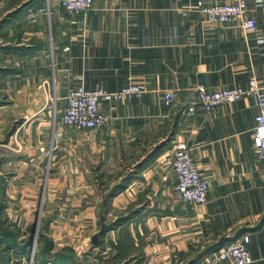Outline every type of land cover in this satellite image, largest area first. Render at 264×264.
<instances>
[{
  "label": "crops",
  "instance_id": "obj_1",
  "mask_svg": "<svg viewBox=\"0 0 264 264\" xmlns=\"http://www.w3.org/2000/svg\"><path fill=\"white\" fill-rule=\"evenodd\" d=\"M197 1L93 0L86 13L68 15L59 0H0V174L9 171L0 221L15 233L0 234V264H58L30 258L37 216L48 220L37 234L52 237L51 252L69 248L96 264H209L210 253L243 235L248 264H264L257 101L209 113L195 101L199 89L245 86L252 75L264 87V0H248L257 23L250 32L238 20L209 22ZM133 82L147 91L103 101L101 128L57 122L70 89ZM166 90L174 91L169 107ZM176 147L191 152L208 180L205 203H185L174 189ZM102 228L89 246L84 234ZM71 261L63 264H78Z\"/></svg>",
  "mask_w": 264,
  "mask_h": 264
},
{
  "label": "built area",
  "instance_id": "obj_2",
  "mask_svg": "<svg viewBox=\"0 0 264 264\" xmlns=\"http://www.w3.org/2000/svg\"><path fill=\"white\" fill-rule=\"evenodd\" d=\"M93 0H59L60 8L68 15L84 14L92 6ZM248 0H228L205 4L197 1L196 9L212 23H228L238 20L247 32L254 31L257 27L256 20L247 15ZM146 86L140 82L129 83L117 90L103 88L86 89L76 86L68 91L65 96V104L59 111L57 122L64 127L79 130L101 128L106 117L101 110L103 101H120L139 96L146 92ZM255 97L257 101V113L254 116L252 133V152L254 157L264 167V87L255 76H250L245 86H233L227 88L206 91L199 89L195 95V101L199 109L209 113L216 107L238 101L245 97ZM174 99V91L164 92V104L170 106ZM58 111H54V120ZM170 165L175 175L174 189L179 193L180 199L189 204L199 205L205 203L209 192V183L197 167L191 152L183 147H176L170 157ZM248 235H243L240 241L222 246L208 255L209 264L225 262L227 264H248L251 261L247 248ZM36 240L32 249H35Z\"/></svg>",
  "mask_w": 264,
  "mask_h": 264
},
{
  "label": "rangeland",
  "instance_id": "obj_3",
  "mask_svg": "<svg viewBox=\"0 0 264 264\" xmlns=\"http://www.w3.org/2000/svg\"><path fill=\"white\" fill-rule=\"evenodd\" d=\"M140 83H143V82H140ZM129 84V83H128ZM144 84V83H143ZM145 85V84H144ZM51 98V100H50V104H51V109H53V111H57L58 110V103H57V99H56V97L55 96H52V97H50ZM8 175H9V171H8V169H2V171H1V174H0V180H1V182H0V191H1V189H2V187H3V189H4V186H5V182L7 181V178H8ZM2 208V207H1ZM47 221L48 220H46L45 221V219H43V218H40V216H37L36 218H34V220L32 221V226L30 227V230L33 232V234L31 235L32 236V241H31V243L29 244L30 245V250H29V252H30V258H31V260L35 263L36 261H38L39 262V260H41V254H43L45 251H46V244H47V241L46 240H51L52 241V237L50 236V235H45V237L46 238H44V239H42V242H41V244H38L37 243V236H38V234H37V231L39 230V229H41V228H43V226H45L46 227V223H47ZM69 221V222H68ZM77 221V220H76ZM68 222V223H67ZM72 223L73 224V219H63V223H67V224H69V223ZM86 222H87V219H78V225L81 227L82 225H86ZM76 223V224H77ZM76 227H78L77 225H75ZM106 227H111V224H107L106 225ZM84 236H86L87 237V241H86V243L87 244H89V246H90V244H91V238L90 237H88L89 235L88 234H84ZM35 240H36V243L38 244V245H36V247H35V249H32V247H33V245H34V242H35ZM53 243V242H52ZM85 243V244H86ZM29 252L27 253V254H29ZM81 255H86V258H87V256H91V254L90 255H88V254H86V253H80ZM96 257L98 258H100V255L99 254H96ZM101 260V259H100ZM66 262H68V259L66 260Z\"/></svg>",
  "mask_w": 264,
  "mask_h": 264
},
{
  "label": "trees",
  "instance_id": "obj_4",
  "mask_svg": "<svg viewBox=\"0 0 264 264\" xmlns=\"http://www.w3.org/2000/svg\"><path fill=\"white\" fill-rule=\"evenodd\" d=\"M2 206H3V201L0 200V208ZM44 238H46L45 234L38 233L37 242L39 244H41L42 239H44ZM46 241H47L46 248H45L46 251L43 254H41V257H42L41 259H49L52 262L58 263V264H60V263L63 264L68 259V260H73V262L71 261L72 263L76 262V263L80 264L79 261L77 260V258L73 255V254H75L73 250H71L69 248H64L60 251H54V252L52 251L51 252L52 247H53V243L51 240H46Z\"/></svg>",
  "mask_w": 264,
  "mask_h": 264
},
{
  "label": "water",
  "instance_id": "obj_5",
  "mask_svg": "<svg viewBox=\"0 0 264 264\" xmlns=\"http://www.w3.org/2000/svg\"><path fill=\"white\" fill-rule=\"evenodd\" d=\"M103 232H104V229L102 228L96 234H94L91 237V242L93 245H97L98 239L103 234ZM0 233L3 235H12V236L15 235V233L12 230H10L9 228H7L1 221H0ZM31 241H32V239L29 240V243H31ZM73 255L77 258V260L79 261L80 264H96V263L85 261V260L81 259L80 257L76 256V254H73Z\"/></svg>",
  "mask_w": 264,
  "mask_h": 264
}]
</instances>
